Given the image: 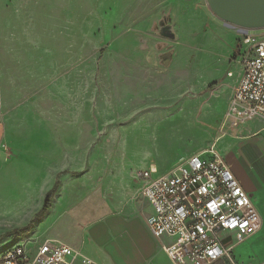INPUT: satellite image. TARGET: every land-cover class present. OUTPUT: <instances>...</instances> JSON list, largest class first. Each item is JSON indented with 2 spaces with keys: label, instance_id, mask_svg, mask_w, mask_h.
<instances>
[{
  "label": "rangeland",
  "instance_id": "374dc122",
  "mask_svg": "<svg viewBox=\"0 0 264 264\" xmlns=\"http://www.w3.org/2000/svg\"><path fill=\"white\" fill-rule=\"evenodd\" d=\"M246 34L264 28L242 33L207 0H0V121L58 151L60 165L89 150L109 173L160 175L214 143ZM18 239L41 241L4 234L0 248Z\"/></svg>",
  "mask_w": 264,
  "mask_h": 264
},
{
  "label": "crops",
  "instance_id": "0c3cea01",
  "mask_svg": "<svg viewBox=\"0 0 264 264\" xmlns=\"http://www.w3.org/2000/svg\"><path fill=\"white\" fill-rule=\"evenodd\" d=\"M229 104L218 135L211 139L262 220L234 256L237 264H264V118L234 125L226 119ZM34 137L20 132L10 118L0 121V235L26 226L59 179L50 209L31 232L34 237L68 244L96 264H175L163 248L171 240L156 238L149 227L153 208L142 193L143 180L132 176L129 166L109 173L104 160L102 168L95 158L92 163L89 150L78 152L82 160L77 166L60 165L58 151L41 148ZM67 153L75 152L66 150L63 156ZM155 161L151 167L157 170ZM213 264L231 263L220 259Z\"/></svg>",
  "mask_w": 264,
  "mask_h": 264
},
{
  "label": "built area",
  "instance_id": "2783aa9c",
  "mask_svg": "<svg viewBox=\"0 0 264 264\" xmlns=\"http://www.w3.org/2000/svg\"><path fill=\"white\" fill-rule=\"evenodd\" d=\"M241 76L226 119L237 125L264 118V38L244 36L239 53ZM143 170L142 193L152 205L149 227L175 264H237L235 248L262 226L259 210L215 143L182 157L169 173ZM18 239L0 248V264H96L68 244ZM34 246H30L31 243Z\"/></svg>",
  "mask_w": 264,
  "mask_h": 264
},
{
  "label": "water",
  "instance_id": "95a60500",
  "mask_svg": "<svg viewBox=\"0 0 264 264\" xmlns=\"http://www.w3.org/2000/svg\"><path fill=\"white\" fill-rule=\"evenodd\" d=\"M207 4L217 17L242 33L264 28V0H207ZM163 30L174 36L171 26Z\"/></svg>",
  "mask_w": 264,
  "mask_h": 264
},
{
  "label": "trees",
  "instance_id": "16d2710c",
  "mask_svg": "<svg viewBox=\"0 0 264 264\" xmlns=\"http://www.w3.org/2000/svg\"><path fill=\"white\" fill-rule=\"evenodd\" d=\"M60 185L59 179H57L56 183L46 193L45 201L43 207L32 217V219L29 221V223L26 226L20 227L16 230H14L13 234L15 236H20L22 234H29L32 231V228L42 219L44 214L50 209L52 205V199L58 189V186Z\"/></svg>",
  "mask_w": 264,
  "mask_h": 264
},
{
  "label": "bare ground",
  "instance_id": "6f19581e",
  "mask_svg": "<svg viewBox=\"0 0 264 264\" xmlns=\"http://www.w3.org/2000/svg\"><path fill=\"white\" fill-rule=\"evenodd\" d=\"M209 119V115L208 114H205L200 120L199 122L197 123L196 121H194V124L192 125L191 129H196V128H199L200 129V126L202 127V125H204V123H207ZM179 122V121H178ZM198 129V130H199Z\"/></svg>",
  "mask_w": 264,
  "mask_h": 264
}]
</instances>
